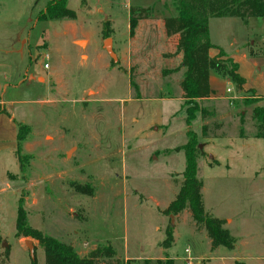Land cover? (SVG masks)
<instances>
[{"label":"rangeland","instance_id":"1","mask_svg":"<svg viewBox=\"0 0 264 264\" xmlns=\"http://www.w3.org/2000/svg\"><path fill=\"white\" fill-rule=\"evenodd\" d=\"M49 1L0 0V101L30 129L24 169L16 156L0 161V264H32L26 240L46 264L37 240L16 237L21 199L32 227L82 256L111 246L123 264L166 256L175 264H244L231 258L240 254L264 264V139L256 137L255 104L245 102L261 97L256 104L264 105V17L210 18L212 41L246 83L239 91L220 76L217 98L195 101L207 115L188 126L178 36L163 23L177 14L174 0H68L77 19L39 20ZM131 6L152 8L133 37ZM109 38L117 61L104 46ZM188 129L201 146L206 213L226 220L235 250L212 249L188 209L165 214L183 181L186 158L177 148ZM168 227L174 242L165 249Z\"/></svg>","mask_w":264,"mask_h":264},{"label":"trees","instance_id":"2","mask_svg":"<svg viewBox=\"0 0 264 264\" xmlns=\"http://www.w3.org/2000/svg\"><path fill=\"white\" fill-rule=\"evenodd\" d=\"M177 14L164 17L163 23L168 36L177 35L175 54L182 56L181 67L185 68L181 88L183 99L188 106L186 109V122L191 126L192 121L201 112L202 116L207 111L199 108L195 101L209 98L214 90L210 83V72L215 70L219 75L230 78L239 91L244 90L245 78L239 73V64L233 58L219 49L216 57L210 56L212 44L209 31V19L211 17H238L245 23L251 17H264V0H174ZM152 8L131 6L130 8V36L135 35L139 20L150 17ZM39 20L77 19V12L68 7V0H51L39 13ZM224 57V59H223ZM170 70L169 72H174ZM177 71V70H176ZM167 73V71H165ZM253 94L254 89L248 90ZM257 97L245 102L255 104L253 107V119L257 124V138L264 139V105L257 103ZM256 99V100H255ZM17 148L16 156L20 162L21 170L24 169L26 156L22 154V142L29 132V127L17 122ZM208 126L203 125L202 135L207 137ZM187 142L177 148L183 150L186 158L183 181L176 198L165 210V214L179 215L188 209L198 228H205L212 249L225 247L234 249L237 243L230 230L225 226L226 220L214 217L206 213L202 189L204 183L198 177V158L201 154L199 148L198 133L192 129L186 132ZM167 238L162 242L167 249L174 242L173 228L166 230ZM16 237H31L44 248L46 264H123L116 258V251L111 246L96 248L88 255L82 256L73 245L65 243L55 237L43 233L32 227L28 222L27 212L23 206V200L19 202L17 213ZM103 261V263H101ZM159 264H175L174 259H159ZM32 264H38L36 259Z\"/></svg>","mask_w":264,"mask_h":264},{"label":"crops","instance_id":"3","mask_svg":"<svg viewBox=\"0 0 264 264\" xmlns=\"http://www.w3.org/2000/svg\"><path fill=\"white\" fill-rule=\"evenodd\" d=\"M247 23H249V19L247 20ZM209 31H210L211 42L214 46H216V48H212L211 50L216 49V51L219 52L218 48H221L226 53V56L233 58L231 56V54L228 53V51H226L224 48L221 47V45H218L212 41L210 19H209ZM218 52L213 54L212 57L216 56L218 54ZM181 58H182V56H181ZM234 61H236V60L234 59ZM213 71H215V70H213ZM213 71L211 70V73H210V83H211L212 89L214 90V93L211 97L204 98V99H198V101H202V100L208 101V100H213V99L217 98V89H216V87H214V85L219 83V78L221 75H219L215 71L217 74H215L213 76V74H212ZM222 77H224V76H222ZM255 91H256V89H255ZM256 93L259 94L257 91H256ZM17 122H19V121L16 119L15 114L9 108H7L5 102L1 100L0 101V161H1V158L4 160L10 161L11 157L13 158L14 156H16L17 135H18ZM21 238L24 239L23 237H21ZM21 238H20V240H21ZM236 248H237V243L235 245V248L232 250H235ZM231 258L233 260H237V259L241 258V259H243L244 264H247V262L245 261L246 259L243 256H241V254L236 255L234 257H231Z\"/></svg>","mask_w":264,"mask_h":264},{"label":"water","instance_id":"4","mask_svg":"<svg viewBox=\"0 0 264 264\" xmlns=\"http://www.w3.org/2000/svg\"><path fill=\"white\" fill-rule=\"evenodd\" d=\"M77 42H78V44H80L82 46H84V44H85L84 40H79ZM104 46L106 47V50H107L108 54L111 56V58L114 61H117V56H116V53L113 50L112 40L110 38L107 39L104 42ZM199 147L201 148L200 145H199ZM171 217L173 218L174 216L171 215ZM26 245L28 246V249H29V252H30L32 260H35L36 259V248H35V245L33 244V242L31 240H26ZM3 246H8V245L6 244V242H3Z\"/></svg>","mask_w":264,"mask_h":264},{"label":"built area","instance_id":"5","mask_svg":"<svg viewBox=\"0 0 264 264\" xmlns=\"http://www.w3.org/2000/svg\"><path fill=\"white\" fill-rule=\"evenodd\" d=\"M263 39H264V36H263ZM45 67H49V65L48 64H45ZM228 91H230V89H228ZM186 253L187 254H190V249H186ZM189 257V256H188Z\"/></svg>","mask_w":264,"mask_h":264}]
</instances>
